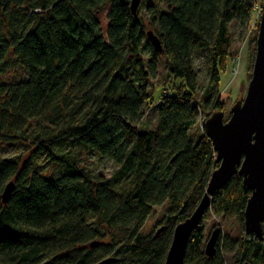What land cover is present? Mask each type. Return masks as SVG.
I'll return each instance as SVG.
<instances>
[{
    "label": "trees",
    "instance_id": "1",
    "mask_svg": "<svg viewBox=\"0 0 264 264\" xmlns=\"http://www.w3.org/2000/svg\"><path fill=\"white\" fill-rule=\"evenodd\" d=\"M132 1L0 0V76L15 66L27 73L0 83V264H166L177 225L207 194L218 164L206 131L194 132L202 115L195 59L209 74L202 112H224L230 26L246 33L258 0H148V19L133 15ZM162 59L179 84L155 101L150 81ZM152 109L156 129L145 131ZM74 149L117 168L95 175ZM243 182L234 177L211 206L235 209L242 223L251 197ZM165 204L163 231L143 233ZM204 232L202 224L193 232L185 264H226L220 241L206 256ZM239 245L238 263L264 264V235Z\"/></svg>",
    "mask_w": 264,
    "mask_h": 264
},
{
    "label": "water",
    "instance_id": "2",
    "mask_svg": "<svg viewBox=\"0 0 264 264\" xmlns=\"http://www.w3.org/2000/svg\"><path fill=\"white\" fill-rule=\"evenodd\" d=\"M140 0L132 1V13L137 14ZM259 35L257 39L256 60L252 80L248 87L245 101H238L232 108L231 117L226 121L225 113L216 112L206 121V135L215 148L218 169L210 178L207 194L193 215L177 225L174 239L167 255L166 264H185L189 242L194 231L201 226L206 212L212 205V198L231 183L234 177L244 178V189L251 191V197L245 210V231L249 236L263 239L264 226V3L262 6ZM148 38L154 47L163 52L161 39L153 31ZM14 182L6 187L4 203L9 202L15 190ZM163 231L161 229L158 234ZM221 230H215L207 244L205 254L212 258L217 254V244ZM99 243H93L97 246ZM115 259H108L101 264H112ZM245 264H250L245 262Z\"/></svg>",
    "mask_w": 264,
    "mask_h": 264
},
{
    "label": "rangeland",
    "instance_id": "3",
    "mask_svg": "<svg viewBox=\"0 0 264 264\" xmlns=\"http://www.w3.org/2000/svg\"><path fill=\"white\" fill-rule=\"evenodd\" d=\"M264 0H258L256 14L252 19V23L250 25L249 30L244 32V29L238 23H232L230 26V32L233 36V47L231 50V56L228 61V71L221 76V99L224 102L225 111V120L227 121L232 115V108L238 103V101H245V98L248 94V87L252 80L254 63L256 60V51H257V39L259 35V27L260 20L262 17V6ZM149 1L140 0L139 11L141 15L145 18H149L147 6ZM195 69L198 72V80L199 81V89L196 94V103H198L200 107V112L202 113L197 126L195 127L194 132L197 134H202L205 131V123L208 119H210L218 110L209 109L207 112L203 113V108L205 106V89L209 84V74L207 69L205 68L204 59L196 57L195 59ZM158 76L156 79L151 80L150 82V90L154 93L155 101L160 99L162 92L164 95L169 90L168 86H171L173 82L169 78V70L167 61L162 59L161 63L158 67ZM27 78V73L20 66H15L8 73L0 76V83H8L12 82H20L24 81ZM179 84L178 81H175V84ZM170 92V91H169ZM207 114L211 115L210 117ZM157 115L154 109L150 110V112L146 115L144 123L142 125V129L145 131H151L156 129L157 124ZM70 148L68 147L67 150ZM75 157L78 158L80 165L90 170L93 174H102L106 177L110 176L113 171L117 168L114 162L109 160H104L99 157H92L86 152L79 157L76 153V149L73 150ZM9 155V154H7ZM47 159L45 157H41L38 164L44 165L46 164ZM53 167V164H52ZM53 169V168H52ZM213 199V198H212ZM213 203V202H212ZM212 206V205H211ZM169 208V204H165V206L156 207L154 213L147 220L143 233L149 234L153 231H157L161 229L162 226L158 225L167 213ZM206 216L202 221V226L204 227V235L205 244L203 251L205 252L206 246L212 237V233L215 230H221V254L226 260V264H240L238 261L240 260L239 254V243L243 240L246 235L245 231V223L239 220V214L234 209L232 214L225 215L224 213H218L215 211L214 207H210L206 212ZM200 224V225H201Z\"/></svg>",
    "mask_w": 264,
    "mask_h": 264
},
{
    "label": "crops",
    "instance_id": "4",
    "mask_svg": "<svg viewBox=\"0 0 264 264\" xmlns=\"http://www.w3.org/2000/svg\"><path fill=\"white\" fill-rule=\"evenodd\" d=\"M256 10H257V8H256ZM257 12H258V11H256L255 14H256ZM253 17H254V16H253Z\"/></svg>",
    "mask_w": 264,
    "mask_h": 264
}]
</instances>
